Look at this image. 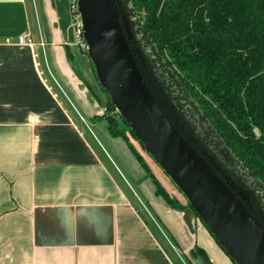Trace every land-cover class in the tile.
<instances>
[{"label": "crops", "instance_id": "obj_1", "mask_svg": "<svg viewBox=\"0 0 264 264\" xmlns=\"http://www.w3.org/2000/svg\"><path fill=\"white\" fill-rule=\"evenodd\" d=\"M75 15L57 0H0V38L33 43L0 46V264H207L192 251L209 250L208 229L197 220L191 234L154 190L170 241L103 134V90Z\"/></svg>", "mask_w": 264, "mask_h": 264}, {"label": "trees", "instance_id": "obj_2", "mask_svg": "<svg viewBox=\"0 0 264 264\" xmlns=\"http://www.w3.org/2000/svg\"><path fill=\"white\" fill-rule=\"evenodd\" d=\"M118 1L160 106L264 225V0ZM106 95L107 130L130 147L128 133L137 138ZM152 181L170 208L187 209ZM192 255L208 258L198 246Z\"/></svg>", "mask_w": 264, "mask_h": 264}, {"label": "water", "instance_id": "obj_3", "mask_svg": "<svg viewBox=\"0 0 264 264\" xmlns=\"http://www.w3.org/2000/svg\"><path fill=\"white\" fill-rule=\"evenodd\" d=\"M77 5L99 84L147 153L187 198L191 207L180 211L189 232L195 234L198 216L236 264H264V225L160 106L131 47L119 1L78 0Z\"/></svg>", "mask_w": 264, "mask_h": 264}, {"label": "rangeland", "instance_id": "obj_4", "mask_svg": "<svg viewBox=\"0 0 264 264\" xmlns=\"http://www.w3.org/2000/svg\"><path fill=\"white\" fill-rule=\"evenodd\" d=\"M57 3H58L60 8L63 7L64 9H68L69 11L71 10L72 5L76 4L77 7L74 8L75 9L74 14H76L75 16L77 18L76 23L81 25V17L78 13L77 0H57ZM79 38H80V41H83L82 40L83 36H81ZM83 45L85 46V44H83ZM88 55H89V53H88ZM89 57H90V55H89ZM70 62H72V60H70ZM79 75L81 76L83 81H86L85 77L83 75H81V73H79ZM60 87L63 89V92L67 96L68 101H71L73 104H75V101L72 99L71 95H69L66 88L61 84H60ZM55 90L58 93L59 88L55 86ZM99 94H102L101 97L103 99V104H104V113H103V117H101L100 123L103 122V124L106 125L105 126V132L103 130L104 133L103 132L102 133L105 134L106 138L109 139V141H110V138L111 139L113 138L119 144V149H120L121 153H123L125 155V158L123 159L124 161H122V162H125V166H126L127 171H125V170L124 171L127 172V176L133 184L140 186L142 188L143 195H142V193H140L141 197L143 198V200L146 198V203L149 206V209L155 215V217L158 219V215H156V212H154L152 206H150V203L155 202V197H153V194H154V190L156 191V187H154L152 177L155 178L160 183V185L166 190V192L169 194V196L172 199L179 201L181 204L186 206V208H188V201H187V198L185 197V195L179 190V188L174 183V181L163 171V169L154 160V158L150 154L147 153V151L144 149V147L141 145V143L137 139H135L130 133H128V138H129L130 145H131L129 147L128 144L126 143V141L123 140V138L111 136V134L107 130V123H106V120L104 117L107 109L109 108L107 95L104 91H102V93L99 92ZM64 99L66 100L65 96H64ZM115 116L118 117V115H115ZM101 143L104 146V148L106 150H108L109 153L111 152L110 155H113L112 152H114V151L112 150L111 146L105 140H102ZM131 147L134 149L135 153L133 152ZM127 152H128V154H127L128 156H126V154H125ZM134 154L139 155V157L141 158L140 160H142L141 162H143L147 166V168L149 169V173H147L143 169L141 163L137 160V158H135ZM113 158H114V160L119 162L117 160V158L114 157V155H113ZM197 220H198L199 224H202V222L198 218H197ZM159 222L161 223V226L165 229V231H166V233L169 236L170 241H171L170 233L168 232L169 230L165 227V224H163V222L161 220H159ZM208 233L209 234L206 237L205 241H203V239H202V243L204 244V242H206V244H208L209 250H207L206 252H208L210 255L209 256L207 253L209 260L211 257L212 260H215L216 263L219 264L218 259L216 257H214V255H212L210 249L214 248V249H221L220 251H224V250L220 247V245L217 243V241L215 240V238L211 235V233L209 231H208ZM200 234H201L200 232L197 233L198 238H202ZM187 259L188 258L185 257V260H187Z\"/></svg>", "mask_w": 264, "mask_h": 264}, {"label": "built area", "instance_id": "obj_5", "mask_svg": "<svg viewBox=\"0 0 264 264\" xmlns=\"http://www.w3.org/2000/svg\"><path fill=\"white\" fill-rule=\"evenodd\" d=\"M78 1V0H77ZM75 5H73V10L75 11ZM78 36L81 37L82 36V29H81V25L79 26L78 29ZM14 44H19V45H32V40L31 38L28 37H20L17 40L12 39V38H0V46L2 45H14Z\"/></svg>", "mask_w": 264, "mask_h": 264}]
</instances>
